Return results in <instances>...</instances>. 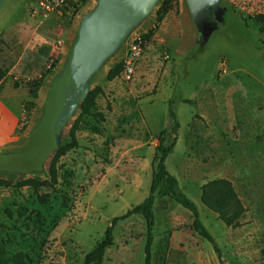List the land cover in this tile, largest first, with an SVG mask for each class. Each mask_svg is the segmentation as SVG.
Segmentation results:
<instances>
[{
	"label": "rangeland",
	"instance_id": "rangeland-1",
	"mask_svg": "<svg viewBox=\"0 0 264 264\" xmlns=\"http://www.w3.org/2000/svg\"><path fill=\"white\" fill-rule=\"evenodd\" d=\"M161 1L91 78L89 88L99 85L103 93L82 117L77 145L56 156L54 176L51 161L70 141L81 103L40 171L0 172L9 182L0 185V248L7 264L82 262L111 220L149 194L158 136L163 131L166 145L175 136L171 108L179 128L167 170L197 205L224 264H264V0H221L224 24L206 44L198 41L183 0H171L157 22ZM96 2L87 0L77 14L66 16L43 13L35 0L0 1V64L17 66L19 73L10 75L14 85L32 83L50 70L36 88L37 98L30 97L36 106L29 122L18 123L2 150L25 147L82 15ZM149 29L154 33L133 73L108 80V69L124 59L131 39ZM214 178L230 180L246 208L240 226L225 225L202 203L201 186ZM152 210L149 264H220L189 210L167 195H156ZM112 238L99 264H145L147 230L140 214L117 220Z\"/></svg>",
	"mask_w": 264,
	"mask_h": 264
},
{
	"label": "water",
	"instance_id": "water-1",
	"mask_svg": "<svg viewBox=\"0 0 264 264\" xmlns=\"http://www.w3.org/2000/svg\"><path fill=\"white\" fill-rule=\"evenodd\" d=\"M158 1L97 0L82 15L66 60L46 90L41 115L30 129L25 147L0 151V172L41 170L58 147L63 126L89 92L93 75ZM183 5L198 41L206 44L215 29H222L220 17L226 9L221 7V0H183Z\"/></svg>",
	"mask_w": 264,
	"mask_h": 264
},
{
	"label": "trees",
	"instance_id": "trees-1",
	"mask_svg": "<svg viewBox=\"0 0 264 264\" xmlns=\"http://www.w3.org/2000/svg\"><path fill=\"white\" fill-rule=\"evenodd\" d=\"M86 1L87 0H83L81 6L85 5ZM170 1L171 0L161 1L160 6L156 10L157 22L161 21V19L169 9ZM75 11L76 10H73L72 13L73 15L75 14ZM153 33L154 30L149 29L145 33L141 34L143 40L145 42L148 41L153 35ZM122 68H123L122 61H119L113 66H111L106 73L107 79L108 80L114 79L116 76H118L121 73ZM48 72H50V70L47 69L45 72H43L40 75L39 79L34 80L32 83L29 82L26 83L27 85H29V87H31L30 96L33 99L37 98L38 94L36 92V88L41 85L42 80L45 78ZM6 73L7 71L0 65V80H2L6 76ZM102 93H103L102 87L96 85L89 90L86 97L81 101L80 112L73 120V123L69 128L70 141L66 142L57 149L51 161L49 172L51 173L52 176H54V166H55L56 156H58L64 151L74 148L77 145V140L75 138V131L78 129L82 117L91 112V108L95 104V98ZM35 106L36 103L34 102V100H27L23 103V107L26 110L27 116L31 115V111L32 109H34ZM169 116L171 121L173 122L172 130L175 136L173 137V141L168 145L163 143V137H162L163 131H161V133L158 136L157 150L159 151V157L156 164L155 173L150 183L149 194L147 195V197H145L138 204L132 206L123 215L114 217L111 220V224L106 228L103 237L99 241H97V243L95 244L92 250L86 253L82 262L80 263L67 262L65 264H99L103 259V255L106 248L111 246L113 243L112 230L116 221L119 219L126 218L132 214H140L145 220L146 230H147V242L145 245V253H146L145 264H149L148 261L149 245L152 238L151 231L154 224L152 207L156 195L159 196L167 195L170 198H172L175 202L179 203L180 205H182L184 208H186L192 213L193 227L195 228L196 231L199 232V234L203 238L207 239L212 244L220 264H224L221 250L218 244L216 243V241L214 240L213 236L211 235V233L207 230V228L201 221L197 205L180 189L177 178L173 174H171L166 168L165 160L173 150L176 141L177 129L179 128V122L177 120L176 112L172 108L169 111ZM0 185H9V182L7 180L0 179ZM32 185L36 187L38 185V182L33 180ZM200 198L204 205H206L209 209L217 213L219 219L222 220L225 225L230 227H238L241 225L239 218L246 211V208L242 204V201L237 195L236 191L234 190V187L230 180L226 178H214L208 180L201 186ZM1 253L2 251L0 248L1 264H7L6 260L2 258Z\"/></svg>",
	"mask_w": 264,
	"mask_h": 264
},
{
	"label": "crops",
	"instance_id": "crops-1",
	"mask_svg": "<svg viewBox=\"0 0 264 264\" xmlns=\"http://www.w3.org/2000/svg\"><path fill=\"white\" fill-rule=\"evenodd\" d=\"M6 76L0 80V150L5 148L15 137L18 120L25 110L23 103L31 100L29 85L16 87L10 75L19 73L16 65L3 66ZM17 79V76H13Z\"/></svg>",
	"mask_w": 264,
	"mask_h": 264
},
{
	"label": "built area",
	"instance_id": "built-area-1",
	"mask_svg": "<svg viewBox=\"0 0 264 264\" xmlns=\"http://www.w3.org/2000/svg\"><path fill=\"white\" fill-rule=\"evenodd\" d=\"M83 0H35L36 9L42 11L45 14L57 13L69 16L75 11V14L81 10L84 6H81ZM77 8V9H76ZM145 46V41L141 34L134 36L129 42L126 54L124 56L123 68L121 74L128 78L134 70L137 60L143 53ZM50 68V65L47 66ZM29 122L26 110L22 111L20 118L18 120L20 127H25Z\"/></svg>",
	"mask_w": 264,
	"mask_h": 264
}]
</instances>
